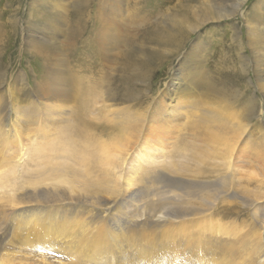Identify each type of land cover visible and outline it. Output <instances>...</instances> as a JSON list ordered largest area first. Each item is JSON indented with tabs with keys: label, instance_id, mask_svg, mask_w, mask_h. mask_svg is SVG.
Here are the masks:
<instances>
[{
	"label": "rangeland",
	"instance_id": "obj_1",
	"mask_svg": "<svg viewBox=\"0 0 264 264\" xmlns=\"http://www.w3.org/2000/svg\"><path fill=\"white\" fill-rule=\"evenodd\" d=\"M45 1L0 0V125L7 120L3 105L12 101L11 94L17 90L21 108L29 97L42 103L41 107L54 102L48 93L35 95L40 77L38 67L43 60L35 52L36 46L30 45L31 39L54 55L60 53L61 63H66L65 67L62 65L63 71L73 82L68 90L73 95L79 92L78 98L81 93L87 94L86 86L79 88L76 83L81 73H96L94 80L98 85L109 77L105 86L116 94L120 93L122 72L138 81L140 73H149V86L146 82L135 85L142 92L135 101L147 100L134 106L145 116V126L136 137L134 130L126 131L125 143H117L106 163L91 159L85 163L77 153L81 145L72 133L69 141L73 142L70 147L74 153L48 149L36 152L29 148L33 143L42 144L54 138L58 127L67 126L77 96L74 101L64 102V112L55 118H45L42 111L30 117L17 109L20 116H14V126L20 133V144L13 135L14 129L6 136L0 134L3 262L7 259L14 264H258L264 258V89L260 86L264 71L253 68L254 54L245 17H250L253 6L263 0H246L236 13V3L241 0H108L115 7L121 4L122 11H127L123 18L112 16L120 30L113 37L116 41L112 38V49L101 59L105 70L94 67L95 61L90 62L94 54L88 48L86 31L68 38L64 32L65 22L72 28L76 25L77 2L84 3L79 12L88 22V30L89 24L93 25L90 16H86L92 9L89 3H93L95 11L101 0ZM140 14L149 16L148 22L132 24L131 19ZM260 18L257 19L264 23L263 16ZM122 20L126 25L120 26ZM54 22H58L57 37L46 28ZM232 23L240 31L243 51L239 39L235 41L231 36ZM61 38V50L46 43ZM242 56L248 57L247 65L241 61ZM184 66L197 67L202 77L221 82L223 93L217 95L216 90L207 92L204 87L181 82L175 84L176 98L170 100L175 101V106L169 107L165 93L175 72L184 81L187 79L188 68ZM20 75L24 85L32 89V95L16 86ZM96 91L99 94L100 89ZM97 93L100 104L103 99ZM251 96L255 97L258 111L255 117L250 113L246 116ZM87 98L93 103L91 93ZM198 101L201 107L194 105ZM113 102L110 112L98 103L91 107L95 114L102 112L105 117L116 118L114 112L118 108L135 104L119 103V99ZM160 107L177 111L174 122H163L174 123L176 128L164 137L161 147L152 150L147 147L152 142L143 146L138 143L155 134L149 125L158 122L155 113ZM210 108L225 119L227 128L218 136L224 135L228 145L216 148L212 144L204 156L199 151L207 145L195 136L191 126L199 127L200 119ZM216 127L213 125L212 129L217 130ZM140 135L143 136L139 139ZM142 151L144 156L139 155ZM7 167L14 171L10 173ZM42 196H50L49 201L36 200ZM57 196L62 199L59 203L53 198ZM63 214L66 215L62 217ZM56 220L64 226L54 223ZM23 223L29 225L25 228ZM34 228L38 229L35 236L31 232Z\"/></svg>",
	"mask_w": 264,
	"mask_h": 264
},
{
	"label": "bare ground",
	"instance_id": "obj_2",
	"mask_svg": "<svg viewBox=\"0 0 264 264\" xmlns=\"http://www.w3.org/2000/svg\"><path fill=\"white\" fill-rule=\"evenodd\" d=\"M40 1H45V0H40ZM63 1H65V0H63ZM45 2H47V1H45ZM245 2H246V0H241L240 3L238 1V3H236V8L237 9H236V11L234 10L235 11L234 13H236L240 8H242V6L245 4ZM82 4H84V3L83 2H77L76 3L77 9H78L76 14H77L78 19H77V21L75 20L76 21L75 27L72 28V27H70V25L67 24V22H65V26L66 27H65L64 32H66V35H67V38H68V37H71L74 34H76V37H77L79 33L84 34L85 31H86L87 34H88V39H87L88 48L92 49L93 50L92 53L94 54V56L92 57L90 62L92 61V64H94V61H95L94 67H97V65H98V67L101 66L105 70L104 63H103V61L101 59H102V57L106 56L109 53V51L112 49V46H113L112 38L117 34V31L119 29L118 26H117L116 18L118 17V15H120L121 18H123L122 15H125V14H123V12H126L127 10L123 9L124 11H122L123 7H122L121 4L118 5V7H115L113 4H110V2L108 0H101V1L97 2L96 10L94 11L93 3H91V1H90L88 7L89 8L92 7V9L86 13V16L87 17L90 16V19H91V22H93V25L89 24V26L91 27V30H90V27L87 30L88 22L85 20L84 14H82V12L81 13L79 12L80 11L79 9L82 6ZM253 7L254 8H253V12L251 13V16L250 17L249 16L245 17V18H247L246 19V21H247L246 22V27H247L248 37H249L248 41H249V45H250V48L252 50V53L254 54V59H253L254 67L253 68H255V70H257V71H262V70L264 71V23L262 22V20H258L257 19V18H260L262 16L264 18V14H263L264 13V0H263L262 4L258 5L257 7H255V6H253ZM51 8H52V6H51ZM67 8L68 7H65V10H68ZM124 8H125V6H124ZM113 14L116 16V18L112 17ZM73 17H74V15H73ZM61 18H62V16H61ZM70 18H71V15H70ZM92 18H93V20H92ZM125 18H126V16H125ZM125 18L123 20H125ZM148 18H149V16L146 17L144 14H142V15L140 14L137 19H135V18L131 19L132 20L131 23L132 24H136V23L139 24L140 21H144L146 23L150 19V18L149 19ZM51 21L53 22V19H51ZM119 24H120V26H123L125 23H124V21H123V23H120V21H119ZM57 25H58V22H54V23H51L49 25L48 24L46 25V28H48V33L51 36H53V37H57V35H58V32H57L58 29H56V28H58ZM234 26H235V23L234 24L232 23V27L234 29H232V35L231 36H232V38L235 41H237V39H239L240 47H241V49L243 51L244 47H243V45L241 43L242 38L240 36L241 35L240 31H238L237 27H234ZM36 30H38V29H36ZM59 31H60V29H59ZM121 33H122V29H121ZM170 37H171V35H170ZM171 38L174 39V37H171ZM51 40L52 41H46L47 45L50 48L53 46V48H55L56 51L63 49V48H60L61 45L63 44V39L62 40L51 39ZM65 40H67V39H65ZM30 41H31L30 45H32V46L35 45L36 46V48H35L36 51L35 52L43 60V62L42 61L40 62V65L38 67L39 76L40 77H39V80H38V85H36L37 86V91L35 90V92L37 94H35V95L44 94V93L47 94L48 93V98L52 99L54 102H52V103L48 102L49 103L48 106L41 107L42 103H35L34 99L32 98L33 100H31V98L29 97V98H26V100H25L26 101L25 102L26 106L24 108H21L20 106H18V98H17L18 96H17V93H16L18 90L16 92H14L13 94H11L12 95V98H11L12 101H9V100L5 101L3 107L6 110L5 115L7 116V120H6L5 125H3V126L0 125V130H1L0 134H2L3 136H6V135H8L7 134L8 131H11V130L14 129L13 135H15L17 137L18 144H20L21 137H19L17 135V134H20V133H18L17 129L14 126V124L16 122V120L14 121V116L16 115V117H18V115H19L17 109H19L20 110L19 112L22 113L23 115L30 116V117H32V115H30V114H33L34 112L42 111V114L45 115V118H47V116L55 118L57 115H61L60 114L61 112L62 113L64 112V110H63L64 102L74 101L76 99L75 98L76 96L78 98V93H79V92L76 93L74 91L75 94L73 95L68 90L69 86H72L73 82H72L71 78H69V79L67 78L68 77L67 74H65L64 71H63V66L65 67L66 63L65 64L61 63L60 53L55 52V55H54L52 52H50V50L48 48L47 49L46 48H41V47H43L41 44H38V43H36V41H33L31 39H30ZM82 42L84 43V40ZM32 48H34V47H32ZM84 50H83V52H84ZM53 57L55 58V60H53ZM67 60H68V58H67ZM83 60H84V58H83ZM241 61L244 62V65H247L248 64V57L247 56H242V60ZM83 63H84V61H83ZM183 63L184 62H182L181 64H183ZM57 65H59V67H61V68L57 67ZM78 66H79V63H78ZM68 67H72V66H68ZM183 68L187 69L188 67L184 66ZM66 69H69V68H66ZM69 70H68V72H69ZM124 71H126V70H124ZM199 71L200 70L197 67L194 68V67L190 66L188 68V70L185 71L186 72L185 74L188 75V77H187V79H185V81H184V79L182 77H180V75L178 76L176 74V72L174 73V75H173L174 77L171 80V84L168 86L167 91L165 93V95L167 96L166 100H167V104H168L169 107H173V105L175 106V101L174 100L170 101V100L176 98L175 97L176 95H175V92H174V86H175V84L176 85L177 84L181 85L182 84L181 82H185L184 84H186L187 82L188 83L191 82V83L195 84L197 87H204V89H206V91L207 90L209 91L211 89L216 90L217 91V95H221L223 93L222 90L224 88H222L223 85L221 86V84H220L221 82H218L217 80H215V78L214 79L213 78L206 79V77H202L201 76V73H199ZM127 72H125V73H127ZM220 72H222V71H220ZM143 73H144V71H143ZM122 74H123V72H122ZM122 74H121V79L119 77V79H120L119 92L120 93H117V94L114 93V91L111 92L110 91L111 88H108V87L105 86V84L109 83V77H107L106 74L104 75V79L107 77L105 79V81H104V84H102L103 83L102 82L99 85L95 83L94 77L96 76V73L94 74L93 71L92 72L81 73L80 75L77 74L79 76L76 79V83H77V85H79V88L84 84L86 86V87H84V89H85V92H87V94L86 95H83L82 93L79 94L81 96L74 103L73 111L71 113L70 118L68 119L67 126H64V128L62 127V129H60V127H58V134H56L57 136H55L54 138L47 139V141L43 142L42 144L41 143L40 144L33 143V144H31L29 146V148L31 147V149L33 151H36V152H41V151L43 152L46 149H48V150H52V151H55V152H60V151L66 150V151H70L71 153H74V151H72V149L70 147L71 145H73L72 144L73 142L69 141V137H71V133H72V134H75V136L77 138V141L81 145L80 149H77V153H78V155H79V157L81 158L82 161L87 163V161L91 159L93 161L94 160H98V161H101V163H106L107 159H111L112 158V156H111L112 149L117 145V143H123L124 142V134L126 133V131L130 132V131L134 130L137 133V134H135V137H136V135L138 136V133L143 131V128L145 126V120L143 119V118H145V116L143 115V113L141 114L139 111H136L134 109V106L142 105L147 100L146 99L141 100L142 102H136L135 101L136 99L141 97V94H142V92L139 93V90L136 89L135 85L136 84L138 85V83L146 82L147 77L150 74L149 73H147V74H145V73L141 74L140 73L141 79L139 81L137 79H135V78H132V77L126 75V74H123V75ZM136 74L137 73H135V75ZM220 74L221 73H219V75ZM70 75H72V74L70 73ZM118 76H120V75H118ZM131 76H133V75H131ZM83 80L88 81V83H85ZM35 81L37 82V80H35ZM149 81L150 80H148L146 82L147 85L150 83ZM224 82H225V80H224ZM24 83H25V81H24L23 75L18 76V78L16 79V82H15L16 86H20V87L25 88L26 90L29 91V93L31 92V95H32V89L31 90L28 89L26 87V85H24ZM260 86H261L262 89H264V82H260ZM96 89H98V90L100 89L99 94L97 93L98 91H96ZM71 91H73V90H71ZM169 91L172 92V94L174 96L170 95ZM90 93H91V96L93 97V103H92V101L90 99L87 98L90 95ZM96 93L98 95H100L102 97V99H103L100 104L98 103V98H97ZM115 99H117V100L119 99L120 100L119 103L134 102L135 101L134 102L135 104H133V103H131L133 105L126 104L125 106L118 108V110L114 112V113H116V118L105 117V114L101 115L102 112H100V111H99L100 114H98V113L95 114L93 112V107L95 106L96 103H98L99 107H101L103 109H106L107 111L112 110L111 106L113 105V103H114L113 101ZM250 100H251V102H250V105H249V107L247 109V114L246 113L245 114H246V116H248L249 113H250V114H253V117H255L256 113L258 112L256 110V108H255V106H256L255 97L251 96ZM106 101H108L109 104ZM205 103H208V102H205ZM91 104H92L93 107H91ZM194 105L196 107H201L202 103H199V101H198V103H194ZM99 107H97V108H99ZM251 112H253V113H251ZM176 115H178V113H177V111L175 109L161 108V107L159 109H157L156 113H155V116H156L157 121L160 122V123L156 122L157 124L155 123L152 126L149 125V128L151 130H153L152 132L155 133V134L148 135L149 137L147 138V140H145L144 142H139L138 144L143 146V143L145 145H148L150 142H152V144L147 146V147H149V149H152V150H154V149H156L158 147H161V145H162V143H163V141L165 139L164 137L167 134H171V132L173 133L175 131V128H176V124H174V123L172 125H164V123L174 122V120H176V118H177ZM200 121H202V124L199 127L196 126V124H194V125L191 126V128L195 132V136L200 137V139H202V141L207 145V147H205V148L201 147V150L198 149V150H200L199 151L200 154L202 153L205 156V155L208 154V147L210 145L214 144L215 147L218 148L222 144L226 143V141H227V139L225 141L226 137L224 135H222V134L220 136H218V133H221V132L224 133V129H226L227 127H226V123H225L224 117L223 116L219 117L217 114H215L214 110H212L211 108H210V111L208 112V114L206 116H204V118L200 119ZM216 123H218V125H216ZM155 125H157V126H155ZM213 125L217 126L218 128L216 127V129L219 130V131L213 130L212 129ZM170 128H172V129L170 131H167ZM63 129H65V130L61 134ZM240 129H242V128L240 127ZM156 131H158V133ZM141 136H143V135H140L139 139L141 138ZM4 138L5 137H3V139ZM3 139L1 138L2 141L5 140V139L4 140ZM6 141H7V139H6ZM211 142H213V143H211ZM226 144L228 145V143H226ZM5 145H6V142H5ZM203 146H205V145H203ZM221 147H223V146H221ZM225 147L226 146H224V148ZM226 149H228V148H226ZM219 151H218V154L221 153ZM222 151H224V150L222 149ZM139 155L140 156H142V155L144 156L145 152L142 151V152L139 153ZM220 155H222V153ZM24 165H23V167H24ZM7 169H8V167H7ZM7 171H10V173H11L14 170H12V169L9 170L8 169ZM6 176H7V174H6ZM15 178H16V176H15ZM15 178H13V179H15ZM11 179H12V177H11ZM61 179H62V181L67 180L64 177H61ZM68 180H67V182H68ZM53 198H55V200L58 201V203H59L60 200H62V199H59V196L53 197ZM49 199H50V196H47L46 198H43V196H42V198H38L36 200H42L41 202L45 203V202L49 201ZM51 199H52V197H51ZM36 203H37V201H36ZM46 204H48V203H46ZM42 206H44V205H42ZM64 215H66V214H63L62 217ZM64 218H66V217H64ZM64 218H62L60 220L62 222V224L65 222ZM60 221L58 222V220H56L54 223L58 222L57 224H59V226H64V225L60 224ZM23 225H25V228H26L29 224L28 223H23ZM60 228L62 229V227H60ZM61 229H59V230H61ZM37 230L38 229L34 228L31 231L33 236L36 235V231ZM40 231H42V230H40ZM62 234L65 235L66 232L63 231ZM43 235H44V233H43ZM51 235H53V234H51ZM37 239L38 238H36V240ZM48 241L50 242V240H48ZM42 243H43V241H42ZM43 244H40V245L42 246ZM49 245H50V243H49ZM45 246H47V245H45ZM51 246H52V244H51ZM52 248L55 249L54 247H52ZM123 253L125 254L126 251L123 252ZM3 256L0 255V261L3 259ZM11 261L7 262V259H6V261L3 262V260H2V262H0V264H14L13 261L12 262ZM262 261L264 262V258L259 259L257 261V263L260 264L259 262H262ZM123 264H128V263H123Z\"/></svg>",
	"mask_w": 264,
	"mask_h": 264
}]
</instances>
